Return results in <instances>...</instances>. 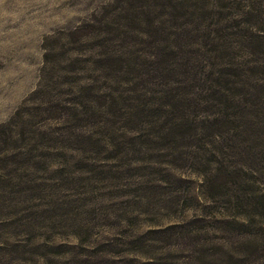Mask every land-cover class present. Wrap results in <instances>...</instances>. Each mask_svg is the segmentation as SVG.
Segmentation results:
<instances>
[{
	"label": "rangeland",
	"instance_id": "obj_1",
	"mask_svg": "<svg viewBox=\"0 0 264 264\" xmlns=\"http://www.w3.org/2000/svg\"><path fill=\"white\" fill-rule=\"evenodd\" d=\"M191 3L209 12L199 28L214 22L224 33L237 23L238 34L228 39L245 43L243 38L257 32L264 42V0L183 1ZM168 5V0H0V264H131L149 258L182 264L193 245L192 237L180 236L193 232L189 221L225 214L227 199L201 197L200 183L211 165L204 174L173 170L165 162L170 154L208 159L235 139L225 137L222 145L218 139L209 144L205 136L174 141L156 138L155 130L136 139L104 136L97 134V116L91 114L101 100L85 87L97 81L94 90L103 85L97 91L107 93L115 85L95 63L97 43L118 49L120 39L142 41L143 26L133 16L145 21L142 11L163 14ZM252 51V59L264 61L258 45ZM253 76L261 77L260 69ZM254 121L258 125L233 153L225 149V160L246 159L261 179L264 115ZM206 231L201 237L207 244L227 240L222 231ZM260 244L249 264H264V234ZM131 249L142 252L135 257Z\"/></svg>",
	"mask_w": 264,
	"mask_h": 264
},
{
	"label": "trees",
	"instance_id": "obj_2",
	"mask_svg": "<svg viewBox=\"0 0 264 264\" xmlns=\"http://www.w3.org/2000/svg\"><path fill=\"white\" fill-rule=\"evenodd\" d=\"M168 1L166 11L162 8L163 14L142 11L145 21L133 16L143 26L142 41L120 39L118 49L97 43L101 51L96 53L95 63L103 69L104 78L115 84L109 86L107 93H98L103 85L94 90L97 81L85 87L90 96L101 100L98 108L90 109L97 116V134H133L136 139L155 130L156 138L187 142L200 141L199 137L205 136L211 139L207 143L218 139L221 145L225 137L241 139L258 125L254 118L264 115V61L251 58L255 44L261 50L258 53L264 55L261 34L252 33L253 38H243L245 43L236 42L227 37L238 34L237 23L229 25L227 33L212 21L207 29H202L197 24L205 15L209 16L205 6L198 9L192 3L184 5V0ZM214 8L218 9L215 5ZM194 17H198V23ZM178 18L183 23H178ZM240 49L245 51L243 55H239ZM257 69L262 76L255 78L253 73ZM236 141L224 145V149L218 147L209 153L208 159L197 161L193 157L189 161L170 154L171 160L165 162L173 170L186 167L204 174L211 165L210 173L200 183L201 197L227 199L221 218L200 214L189 221L195 225L193 232L186 231L180 236L185 240L192 237L193 245L182 264H249L260 249V237L264 234V177L255 179L256 171L246 165V159L233 163L225 160V149L233 153L244 142ZM208 227L227 234V240L221 237L215 243V239L205 243L201 233H209ZM224 246L228 250H223ZM131 250L135 257L142 252ZM153 261L149 258L131 264L175 263L172 259H165V263Z\"/></svg>",
	"mask_w": 264,
	"mask_h": 264
}]
</instances>
